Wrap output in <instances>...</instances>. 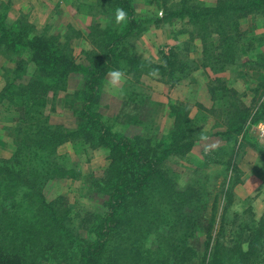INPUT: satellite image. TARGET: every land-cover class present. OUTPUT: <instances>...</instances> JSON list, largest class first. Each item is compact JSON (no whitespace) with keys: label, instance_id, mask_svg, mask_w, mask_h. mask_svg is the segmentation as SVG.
Instances as JSON below:
<instances>
[{"label":"rangeland","instance_id":"obj_1","mask_svg":"<svg viewBox=\"0 0 264 264\" xmlns=\"http://www.w3.org/2000/svg\"><path fill=\"white\" fill-rule=\"evenodd\" d=\"M131 1L148 23L138 37L123 40L118 51L147 66L120 70L123 78L116 84L108 72L92 109L113 133L152 146L169 131L175 109L181 108V118L192 128V147L163 163V179L136 205V218L129 217L134 206H126L125 219L107 246L114 240L116 245L107 249L108 258L105 254L101 264H203L216 244L246 249V240L260 230L264 218V118L246 124L237 139L221 134L231 115L252 113L264 102V20L251 14L236 19L234 26L231 22L222 34L216 26L195 31L188 14L174 15L183 10L182 0ZM229 1L188 0L184 9L197 11ZM0 14L7 27L23 18L34 27V35L69 44L75 63L87 68L91 53L98 52L100 44L104 47L108 31L121 33L124 23L117 21L112 0H0ZM174 49L180 53L175 60L170 53ZM17 63L19 73H10ZM37 75L29 53L15 56L0 48V167L18 173L0 174V241L4 238L18 249L34 248V253L51 243L59 228L50 214L38 211L36 197L43 196L60 214L69 211L63 224L74 243L64 245L67 254L58 264H74L81 246L94 239V226L85 222L84 212L98 217L106 213L109 192L102 179L109 154L82 138L69 139L53 152L43 134L56 126L73 132L84 124L85 75L70 74L62 87L43 83L50 88L42 106L28 105L14 94L2 96L7 82L26 87ZM18 108H31L29 117ZM210 110H219V117ZM20 128L22 139L27 138L25 144L21 141V159L14 157ZM263 242L264 237L249 264H264ZM186 247L194 254L185 253ZM129 257L131 262L125 259ZM53 260L49 256L48 264H56Z\"/></svg>","mask_w":264,"mask_h":264},{"label":"trees","instance_id":"obj_2","mask_svg":"<svg viewBox=\"0 0 264 264\" xmlns=\"http://www.w3.org/2000/svg\"><path fill=\"white\" fill-rule=\"evenodd\" d=\"M187 1L182 0L183 10L174 13V15L178 13L181 15L188 14L194 23L195 31H198L199 26H203L202 29L216 26L219 33L222 34L225 27L232 26L231 22H233L234 26L236 25V19L244 18L251 14L261 16L264 20V0H231L225 4L209 8L204 7L197 11H195V8L186 7L184 9ZM112 4H114V10L117 13L121 10L125 13L122 31L121 33L108 31L104 47L100 44V47H98L99 51L91 53L90 68L75 63L69 44L58 42L56 37L34 35V27L29 25L23 18L17 19L13 26L7 27L4 22L5 17L0 14V48L4 53L15 56L29 53L38 74L36 79L26 87L20 86L16 88L13 83L7 82L4 89H2V96L14 94V96L25 98V103L28 105L33 107L42 106L45 103L44 97L48 92V88H50V84L47 87L43 83L48 81L56 87H62L68 76L73 73L82 74L88 78L86 83L87 92H85L84 97L85 102L81 107L84 124L73 132L56 126L43 133L44 137L49 138L48 141L50 143L52 142L53 152L58 145L64 144L69 139L82 138L94 147L105 148L109 154L108 169L102 179L104 190L109 192V199L106 202V213L102 217H98L89 212H84L85 222L92 223L94 226V239L81 246L77 256L78 260L74 264H101L105 254L108 258L107 249H114L115 240L109 247L107 245L112 235H114L115 239L116 230L125 219V215L122 213L125 212L126 206H134V210L129 214V217L132 219L136 218L139 214L136 205L144 198L145 193L151 187L152 190L155 189L156 186L154 185L157 180L163 179L161 169L163 163L170 155L182 156L184 152H188L192 147V142L189 138L192 128L187 121L181 118V108L175 109L173 124L169 131L157 139L152 146H147L141 138L132 140L122 134L113 133L92 109L96 91L108 72L128 69L127 67L130 66L135 71H139L147 66V64L139 61L134 56L128 57V53L119 52L118 47L127 38L138 37L144 30L141 26L148 23V20L141 19L136 14L131 0H112ZM221 34L217 35L220 37ZM205 36L203 35L202 37L203 44L205 43ZM195 37L197 39V33H195ZM68 39H71L70 36ZM228 41L231 43L230 40ZM178 51L174 49L170 52L175 57L174 60L177 55L180 56ZM162 61L167 66H172L168 56H163ZM120 62L127 63L122 68H119ZM150 66L154 69L160 68L157 65ZM18 67L19 64L17 63L16 69L12 72L10 71V73L17 75L19 73ZM10 99H12V96H10ZM30 110L31 108L24 112V108H18L17 112L24 117H29ZM209 112H217V117H219V110H210ZM263 118L264 102H261L252 113L238 111L234 116L231 115L227 120V128L221 135L228 138V140L237 139L245 130L246 124L257 123ZM17 132H19V141L17 142L14 157L21 159L24 153L22 142H27V138L22 139V134H20L23 132L22 128ZM14 171L9 166L0 167V174L2 175L4 173L17 175V171L15 173ZM36 198H38V211L52 216L53 222L56 224L55 229L59 228V233L55 237H50L52 240L49 242L51 243L41 246L43 249L38 253L31 251L34 248L31 250L25 247L18 249V246L3 238L0 241V264H48L49 256L51 255L54 259L53 261L58 264L59 260H61L60 257H64V253L67 254L64 245L74 243V238H72V235H70L63 224V220L69 216V211L65 210L63 212L64 215L60 214L54 207V203H46L43 196ZM261 223L260 230L252 235L251 239L246 240V249L242 248L241 245L235 249H229L228 247L222 248L216 244L213 246V253L210 257L207 256L203 260V264H249L258 255V247L260 242L263 241L264 218ZM47 232L48 230L44 232V235ZM48 237L46 236L45 239H48ZM45 239H43V245ZM126 244L127 246L131 245V243ZM207 245L206 248L210 247L209 243ZM261 245H264V242ZM127 246L124 249H127ZM185 253L194 254L187 247ZM125 259L131 262L130 257ZM67 261H69L68 258L63 263ZM132 261L135 262V260ZM108 264H112V261H109Z\"/></svg>","mask_w":264,"mask_h":264},{"label":"clouds","instance_id":"obj_3","mask_svg":"<svg viewBox=\"0 0 264 264\" xmlns=\"http://www.w3.org/2000/svg\"><path fill=\"white\" fill-rule=\"evenodd\" d=\"M125 18V13L121 10V11H118V14H117V21H120V20H123ZM110 76H111V82L113 84H116L118 82H120L123 78V73L121 71H112L110 73Z\"/></svg>","mask_w":264,"mask_h":264}]
</instances>
